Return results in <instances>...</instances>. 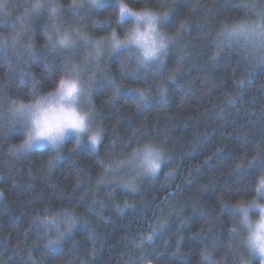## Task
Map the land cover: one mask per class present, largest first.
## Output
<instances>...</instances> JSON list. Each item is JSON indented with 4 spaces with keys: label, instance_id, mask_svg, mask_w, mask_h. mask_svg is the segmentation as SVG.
I'll list each match as a JSON object with an SVG mask.
<instances>
[{
    "label": "trees",
    "instance_id": "trees-1",
    "mask_svg": "<svg viewBox=\"0 0 264 264\" xmlns=\"http://www.w3.org/2000/svg\"><path fill=\"white\" fill-rule=\"evenodd\" d=\"M56 2L63 16L52 20L45 11L26 21L24 36L38 53L34 61L17 55L29 47L27 41L19 49L11 44L15 33L24 29V13L13 9L7 28L0 21V41L8 38L14 69L9 74L0 54V101L28 102L33 92L54 87L64 57L45 48L50 21L78 28L94 39L111 31L123 35L131 27L117 23L110 4L73 21L72 0ZM127 4L135 10L171 14L161 30L175 41L164 58L167 70L162 78L158 74L163 75V69L156 65L129 69L134 80L122 75L121 59L129 63L126 52L105 62L91 98L97 128L103 132L99 159L114 163L152 144L163 150L166 163L158 175L138 183L135 193L122 185L105 188L103 168L91 148L77 147L70 139L58 154L60 159L49 166L57 154L39 149L17 152L24 131L0 122V264H222L225 258L226 264L242 263L241 239L230 232L238 223L235 207L256 200L257 185L264 178V171L253 163L264 156V66H257L260 54L249 50L246 55L241 46L218 49L216 36L224 24L264 19V0H127ZM105 23L111 26L105 29ZM70 58L75 62L73 55ZM23 72L31 76H22ZM105 75L121 85L118 93L105 82ZM172 75L175 83L166 84L167 97L162 100L157 85ZM144 80L150 83L145 85ZM136 87L151 91L142 110L129 91ZM112 179L107 177L108 182ZM64 212L86 225L79 223L60 248L45 249L48 229L41 221ZM160 221L166 227L149 241L147 236ZM206 249L208 261L202 255ZM249 264L260 263L254 259Z\"/></svg>",
    "mask_w": 264,
    "mask_h": 264
},
{
    "label": "clouds",
    "instance_id": "clouds-1",
    "mask_svg": "<svg viewBox=\"0 0 264 264\" xmlns=\"http://www.w3.org/2000/svg\"><path fill=\"white\" fill-rule=\"evenodd\" d=\"M79 2L84 6L82 9L93 6L99 9L104 4V0H96L94 5L92 0ZM120 5L125 6L128 11L125 12L124 19H121L117 11V21L131 25L123 35L111 31L103 39H94L82 31L81 33L96 45L93 51H98L100 61L105 53L117 56V53L126 48L129 61L125 64L127 71L146 70L152 65L161 68L170 46V39L160 31L161 16L152 10L132 9L127 0H118V9ZM223 27L224 25L220 30ZM64 29H53L51 33L52 43L57 47L61 46ZM72 39L75 46L79 41L76 32H73ZM61 80L65 81L63 86L60 84ZM93 91L94 85L87 74V64L83 59L79 63L73 62L70 73L62 72L51 89L33 92L32 99L28 102L19 100L18 103L23 107L18 123L24 129V138L17 148L24 145V152L37 148L58 155L65 143L71 139L78 147L87 144L95 150L103 139V132L94 128L92 123ZM158 95L163 100L167 97V92L158 91ZM165 163L163 150L155 145H144L135 152V164L138 170L146 175L153 171L158 175L159 169ZM234 211L238 216V223L233 228L235 236H242V244L250 256L264 262V200L237 206Z\"/></svg>",
    "mask_w": 264,
    "mask_h": 264
},
{
    "label": "snow or ice",
    "instance_id": "snow-or-ice-1",
    "mask_svg": "<svg viewBox=\"0 0 264 264\" xmlns=\"http://www.w3.org/2000/svg\"><path fill=\"white\" fill-rule=\"evenodd\" d=\"M96 0H92L93 5L95 4ZM22 10L24 12V15L27 16H40L45 11H49L50 17L52 20H56L59 17L63 16L65 13L61 9V5L56 2V0H35V2L31 3L30 5H23L21 6ZM83 4L79 2V0H72L70 11L73 16V21L75 20H83L84 17L80 14V10L83 8ZM91 10H97L98 8L93 6L90 7ZM119 11L121 19L125 18V12L128 11V9L120 5L119 9L116 4L113 6V13H117ZM171 20V14H165L161 20H160V27H163L166 23H168ZM0 21H2V24L5 28H7V19L5 17H0ZM73 21H69V24H71ZM119 23V21H117ZM111 25L110 23H105L103 27L109 28ZM61 28L60 23L51 22L49 24V27L45 29L44 36H45V48L48 52H59L61 56H63L61 70L62 72L70 73L72 71V59L70 58L72 54L77 50H87V55L84 56V60L87 64V74L90 76V80L92 84L94 85V89L97 87V74L99 70V64L100 59L98 55V51L94 52L93 48L96 47V45H93L91 41L87 38L86 35L81 33L80 29H73L71 27L64 29V37L60 41V47H57L52 43L51 40V33L53 29H59ZM27 31V29H22L20 32H16L15 35L11 38V44L13 47L19 49V45L24 43L25 41L28 42L29 47L24 51L20 52L17 51L18 56H26L28 61H34L37 58V51L31 47V41L28 40L27 36H24V32ZM73 32H76L79 36L78 43L74 46L72 35ZM23 37V39H21ZM103 37H100V39H103ZM171 44V41H170ZM91 45V47H90ZM232 45H238L241 46L247 55L249 53V50L251 52L260 54L259 59L257 60V66H264V19L257 23H249L247 20H241L240 22H234L231 25L224 24V27L222 30H220L217 33L216 36V47L219 49L222 46H232ZM8 48H9V40L7 37H4L2 41H0V54H3V63L7 65L9 69V74L14 71L12 67V61L11 57L8 55ZM127 51V49H122L121 52L117 53L118 57L122 58V54ZM93 65L95 67H93ZM161 69H163V75H159V78H162L166 74L167 65L163 62L161 64ZM120 72L122 75L127 73V78L134 80V76L131 73H128L125 64L123 62V58L121 59V65H120ZM22 76H31L30 72H23ZM104 80L107 84H109L113 89L114 93H118L120 91L121 85L118 84L114 78L105 75ZM252 77L249 76V83H251ZM23 82V81H22ZM33 90H35L36 81L33 78ZM65 83L64 80L60 81V84L63 86ZM143 84L147 85L150 83L149 80H144L142 82ZM167 83H175V76L172 75L169 77L168 81L165 82V84L157 85L158 91L161 93L167 92L168 89L166 87ZM245 85L242 83L241 87H244ZM130 92L134 94L136 97V105L138 110H142L143 108L147 107V105L150 102L151 98V91L146 88L136 87L129 89ZM19 99H11L8 98L5 101H0V109H3L5 106L7 107L6 111H0V122L7 123L8 125H16L19 124V118H20V111L22 109V105L19 103ZM102 144V140L100 141L99 145ZM78 147V146H77ZM24 145H20L19 148L16 149L17 152H24L23 151ZM11 151V149H10ZM96 154V160L97 163L101 165L103 168V173L105 177L104 187H115L117 185H122L124 188L129 189L131 192L135 193L137 192V184L142 182V180L145 177H154L156 176V172L153 171L150 175H146L145 172H141L138 170L137 165L135 164V152L132 153L131 157L129 159H118L115 160L114 163H105L104 161L99 159V147H97L95 150H93ZM59 155L49 159L48 164L49 166H54L57 160H59ZM253 163H257L261 169V171H264V156H261L258 160L254 158ZM251 166V165H250ZM78 167V165H77ZM125 167L131 168L132 173L129 174V178L124 179L123 177H120L117 179V174L124 170ZM162 170V168L159 169V172ZM166 175H171V173H167ZM112 176V181L108 182L107 177ZM111 195V194H110ZM256 195L259 197L264 198V178H262L259 181V184L256 188ZM128 206V205H126ZM103 207V205H101ZM119 207V206H117ZM227 207V206H225ZM89 212L93 211L92 207L89 206ZM224 211V208L221 209ZM123 211V209H121ZM64 216L65 218L63 220L60 219L61 216ZM41 223L44 225L45 228L48 229V232L45 233V237L47 239V242L45 244V249L49 248H60V246L63 244L65 239H71L73 236V230L79 223H85L86 221H83L82 219L76 218L74 215H70L66 212L64 213H53L51 217H45L44 220L41 221ZM64 225L63 231L61 230V225ZM166 227L165 223L160 221L157 223V225H154L152 227V233L147 236V239L151 241L153 237L157 234L158 230L164 229ZM51 236H55L54 239L49 238ZM230 236L235 237L234 229L231 230ZM215 251V248L213 249ZM229 253H233L234 251L229 248ZM203 260L208 261L210 259V256L207 253V249L202 254ZM222 264H226V258L225 261L222 262ZM261 264H264V262H261Z\"/></svg>",
    "mask_w": 264,
    "mask_h": 264
},
{
    "label": "rangeland",
    "instance_id": "rangeland-1",
    "mask_svg": "<svg viewBox=\"0 0 264 264\" xmlns=\"http://www.w3.org/2000/svg\"><path fill=\"white\" fill-rule=\"evenodd\" d=\"M33 2H35V0H0V12H1V15L3 17H5V18H10L11 19L12 18L11 14L13 13L12 12L13 9L14 10L15 9H20L21 10L20 12L24 13L21 6L26 5V4L27 5H30ZM85 2H86V0H85ZM117 3H118V0H104V4L103 5L110 4V5L114 6V4L117 5ZM87 11H91V9L84 8V9L80 10V14L83 17H85ZM160 16L162 18L163 17V14H161ZM29 18H31V17H28V16L26 17L25 15L23 17L24 22H23V26L22 27L24 29H25V27H27L26 24H28V22L26 23V21H28ZM160 31L162 32L161 27H160ZM162 34H164V33L162 32ZM165 36H167V35H165ZM167 37L170 39L171 44L175 41V38L174 37H170V36H167ZM72 55L75 57V62L76 63H79V62H81L83 60L84 56L87 55V50H83L82 51L80 49H77ZM110 56H112V55H109V54L105 53V55L101 59L100 64H99V70H98V74H97L96 79H98V77H100L101 75H104L105 62L107 61V59ZM93 67H95V66L93 65ZM92 123H93V127L94 128H97L98 127L97 126V123H98L97 122V116H96L95 112H94V119H93ZM8 127L10 129H22L24 131L22 125H20V124L11 125V126L8 125ZM82 146L89 147L87 144H84ZM82 146H79V147H82ZM35 149H37V148H33L32 150H35ZM32 150H30V151H32ZM127 158H124V159H127ZM130 173H132V169L131 168H128V167H125V169L122 170V171H120L117 175L119 176L118 178L123 177L124 179H127V178H129V174ZM262 200H264V198L258 197L256 200H253V201H262ZM253 201H251V202H249V203H247L245 205H242V206H246V205L252 203ZM240 239H241L240 241H241V244H242V236H240ZM242 247H243V253H242V256H241V259H242V261H241L242 263L241 264H249V262L251 260H254V259L255 260H258L259 263L261 264L260 259H258L256 257H252V256H250L248 254L247 249L243 246V244H242Z\"/></svg>",
    "mask_w": 264,
    "mask_h": 264
}]
</instances>
